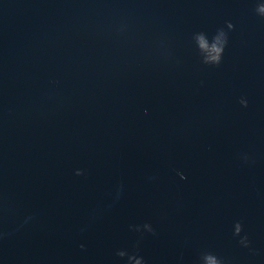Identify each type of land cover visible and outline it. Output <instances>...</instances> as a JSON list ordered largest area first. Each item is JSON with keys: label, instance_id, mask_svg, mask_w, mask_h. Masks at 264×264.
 I'll return each instance as SVG.
<instances>
[{"label": "water", "instance_id": "95a60500", "mask_svg": "<svg viewBox=\"0 0 264 264\" xmlns=\"http://www.w3.org/2000/svg\"><path fill=\"white\" fill-rule=\"evenodd\" d=\"M260 3L0 0V264H264Z\"/></svg>", "mask_w": 264, "mask_h": 264}, {"label": "clouds", "instance_id": "9594fccd", "mask_svg": "<svg viewBox=\"0 0 264 264\" xmlns=\"http://www.w3.org/2000/svg\"><path fill=\"white\" fill-rule=\"evenodd\" d=\"M259 10L261 12H264V0H261V3L259 5ZM223 36V33H221V37ZM221 37H217V44L213 45L212 47L215 50V56L213 57L216 60L221 59V53L223 51V44L226 43V41L222 40ZM202 41L204 40V37L201 36ZM238 230H239V226H238ZM208 261L209 264H220V262L217 260L216 257L214 256H208ZM137 264H139V261H137Z\"/></svg>", "mask_w": 264, "mask_h": 264}]
</instances>
